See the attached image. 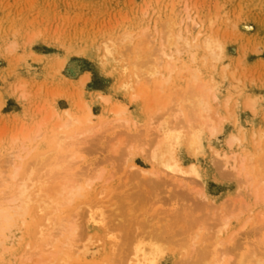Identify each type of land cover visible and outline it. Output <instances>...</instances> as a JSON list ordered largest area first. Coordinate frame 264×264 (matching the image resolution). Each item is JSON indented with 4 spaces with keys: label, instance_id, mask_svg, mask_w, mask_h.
<instances>
[{
    "label": "bare ground",
    "instance_id": "1",
    "mask_svg": "<svg viewBox=\"0 0 264 264\" xmlns=\"http://www.w3.org/2000/svg\"><path fill=\"white\" fill-rule=\"evenodd\" d=\"M190 15L180 20L169 16L161 28L154 24L152 27L147 23L132 29L125 28L119 34L120 37H111L102 44L103 46L100 43L94 45L99 50L96 53L86 47L71 48V52L95 60L110 73H114L116 65L121 63L123 80L116 86L131 91L130 100L136 102L149 92L154 94L151 95L153 99L158 98V103L153 101L148 106L150 110L144 106L148 114L145 109L141 110L146 113V119L149 118L148 125L145 118V122L143 120L145 124L142 123L145 128L149 127V130L143 128L145 129L143 133L149 132V138L141 139L143 143L147 140L150 145L148 150L145 149L144 156L151 167L129 161L126 158L127 152L115 155L117 157L126 155L124 158L130 163L126 162L128 170L122 168L128 171L123 174L125 176L123 183L116 181V184L109 185L112 173H107L109 176H106V168L103 169L102 165L98 163L90 165L88 162L87 166L79 165L83 162L85 150L82 151L83 146L92 140L94 143V137H97L98 141V137L103 135L100 132L108 131L115 126L131 128L140 123L128 113L125 104L113 101L109 94H96V99L101 102L104 109L99 114L94 112L92 105L86 100L83 102L82 99L77 100L80 102L78 103L71 98L68 107L60 108L52 103L43 115H34L36 118L27 111L25 115L33 119L25 120L22 129L20 127V131L13 133L5 142L0 140V264H159L168 250L175 258L173 264H223L227 255L223 247L227 245L224 242L222 244L223 237L220 235L226 234L229 215L220 214L216 231L212 230L216 235L212 236L208 227L205 228L203 216L199 217L198 213L190 212L194 205L184 204L180 208L172 209L174 218L171 216L174 220L164 222L162 220L166 218L162 220L157 218L156 220H159L157 223L162 221L161 226L158 227L155 222L156 224H152L156 225L153 231H149L150 226L147 225L149 221L146 222L148 219L142 217L140 221L138 220V217L142 216V210L145 211V203L148 204L149 200H143L144 193L140 190H138L140 193L137 191L125 194L124 189L128 187L125 184L129 179L132 182L135 180L133 186L145 192L147 189L145 185H151L152 189L160 183L161 176L165 174L181 184H184L183 181L189 176H195L197 179L205 177L198 162L192 161L188 165L182 163L178 149L186 145L192 154L198 155L204 149L207 133L215 134L223 119L219 111L213 108L214 102L221 103L220 85L214 81L211 74L206 79L208 67L215 68L217 61L223 58V49L221 41L212 33L200 28V22ZM189 21L200 29L192 33L193 26L189 25ZM122 46L125 47L123 51L120 50ZM8 48L14 50L15 43H10ZM66 59L67 56H61L59 66H63ZM222 68L220 66V69ZM87 79L88 74L84 73L80 75L78 82L83 87ZM26 84L20 82L17 86L21 98L28 96ZM148 96L151 98L150 94ZM229 98L224 102L228 103ZM244 102L245 106L255 112L259 108L256 96H246ZM136 135L137 133L134 136ZM263 137L264 132L259 131L260 145ZM127 138L122 133L118 145L112 142L113 151L118 153L124 145L123 148L126 149L130 143L127 141L131 139L135 142L137 139ZM227 141L231 145L234 142H241V137L239 134L231 133ZM132 145L133 142L129 146ZM128 148L130 150L132 147ZM213 151L215 159L211 162L231 169L241 180L246 179L244 183L249 190H254L251 193L254 192L255 198L264 199V177L260 182L258 178L259 183H255L254 177L252 179L250 174L249 165H252L255 157L253 159L246 151L228 152L217 148ZM262 161L264 162V159ZM115 162L118 160H114ZM262 171L264 175V169ZM118 174H114L117 179ZM122 186L123 190L120 189ZM142 187H145V190ZM134 189L132 191H136ZM200 193V197L205 201L203 203L199 200L200 204L207 205L208 195L203 191ZM237 195L230 194L223 201L232 200L231 198ZM128 198L133 200L129 201ZM135 199L137 203L134 202ZM128 201L134 202L133 206L136 209L140 207V210L132 211V216L131 211H128L131 210L129 206L132 204ZM209 204L211 205V202ZM216 205L214 206L217 207ZM159 211L160 209H157L154 212L157 216L159 214L163 216V210ZM164 211L165 215L171 212L166 209ZM168 213L167 216L170 217ZM151 215L149 219L153 221L154 214L152 218ZM252 220L260 225L264 224V217L261 215L259 221L249 217L245 225ZM203 227L210 235L204 236V239L200 237L201 230L205 231ZM235 236L232 234L228 238L231 247L235 245L236 240L239 242ZM201 241L204 243L201 244ZM254 244L245 247V251L235 262L230 261V256L227 257L228 260L233 262L231 264H264V252L260 253L259 250L261 244H258L259 246ZM263 248L262 246L261 249Z\"/></svg>",
    "mask_w": 264,
    "mask_h": 264
},
{
    "label": "rangeland",
    "instance_id": "2",
    "mask_svg": "<svg viewBox=\"0 0 264 264\" xmlns=\"http://www.w3.org/2000/svg\"><path fill=\"white\" fill-rule=\"evenodd\" d=\"M188 15L200 22V28L215 35L214 37L221 41L223 49V58L217 61L215 68L214 66H209L212 69L208 67L209 72L206 78L208 79L211 74L214 77V81H217L220 85L221 103L214 102L213 108L215 111H219L223 119L215 134L207 133L204 149L198 155L192 154L186 145L178 149V155L182 163L188 165L192 161L198 162L205 177L204 179H197L195 176H189L188 179L183 181L184 184L187 183V185H184L170 176L162 174V180L155 185L157 188L154 186L150 189L151 185H145L146 190L145 187H142L145 190L144 192L139 187L133 186L134 182L136 183L135 180L132 182L129 179L128 182L131 184L127 182L125 185L128 187L124 189L125 194L136 193L140 190V192L144 193H142L143 200H149L147 201V203L149 202L148 204L145 203L146 207L144 206L145 211L142 210V216L140 217L139 212L137 213L139 214L138 220L142 217L143 219H148L146 222L149 221L147 224L148 227L150 226L148 228L149 231H153L156 225L152 224H156L159 221L156 220L157 218L160 220L166 218L162 220L164 222L174 220V211L172 212V209L180 208L184 204L194 205L192 207L194 210L190 208V212L198 213L199 217L203 216L202 219H204L206 226L204 227H208L209 232H213L212 230L216 231V224L218 225L220 214L229 215V226L226 231L228 236L225 233L220 235L224 238V240L222 238V244L226 243L225 245H227V247H223L227 251L223 264H228L227 262L232 260L235 262L242 252L245 251L244 249L254 244L253 242H255L254 245L264 242V224L260 225L252 220V222L250 221L245 225L249 217H253L256 221L261 219V215L264 217V199L259 197L261 200H257L258 198H255L254 192L251 193L253 189L249 190L244 183L246 179H242V181L231 169L211 162L215 159L213 150L216 148L228 152L239 150L245 153L246 151L249 156H253V159L254 157L256 158L252 160V165H249V167L251 166L250 174H252V179L254 177L253 182L259 183L260 179L264 177L262 173L264 156L260 157V155H264V137L261 140L263 141L261 142L262 145L258 142L259 131L264 132V0H0V140L5 142L13 133L20 131V127L22 129L25 120L33 119L25 115L27 111L33 117L34 115L41 116L46 113L52 103L60 108L68 107L70 105L69 99L71 98L74 101L82 99L81 102L86 100L92 105L94 112L99 114L104 109L101 102L96 99V94H109L112 96L113 101L125 104L129 110L128 113L140 121L141 124H139L141 126L139 124L131 128L115 126L113 129L100 132L103 135L102 137L101 135L99 136L101 137L100 139L98 137V141L97 137H94L96 143L95 140L92 143V140L91 143H88L89 145L86 143L83 146L82 151L85 149L83 162H80L79 165H82V167L83 164H85L84 166L93 163L102 165L103 169L106 168V176L112 173L109 185L116 184V181H122L120 183H123L124 175L128 172L126 170H128L130 160L139 165L151 167V164L144 156L145 149L150 147V145L147 143L149 132H143L149 127L145 128L143 124H147L149 119L148 117L146 119L145 114L148 111L146 109H149L148 106L153 101L158 103V98L155 97L153 99L154 94L149 92L147 95H153L151 98L146 95L136 102L130 100L131 91H125V89L117 88L116 86L123 80L121 79L123 77L120 68L121 63L116 65L114 73H110L108 69L102 68L95 60L71 52V48L81 46L96 53L99 52L97 47H95L97 44L100 43L103 46L102 44L111 37H120L119 34L125 28L132 29L137 26H144L146 23L152 27L155 25L161 28L163 22L169 16H174L180 20ZM191 21H189V25L193 26L191 31L195 33L199 27H196ZM12 42L15 43L14 50L8 48ZM122 48L123 46L120 50L123 51L125 47ZM61 56H67L63 66H59ZM220 66L223 67V70L220 69ZM84 73L88 74V79L82 87L78 79ZM64 77H68V80ZM20 82L27 83L25 86V90L28 93L27 98L19 96L20 89L18 90L17 86ZM78 87L79 89H77ZM167 92L170 91L167 90ZM249 95L256 96L258 99L259 108L256 112L245 106V98ZM228 97H230L228 103L224 102ZM147 99L149 102H147ZM144 109L146 113L141 111ZM122 133L128 137L127 140L130 139L129 137H134L135 139L137 138L136 136L139 137L135 142L131 141V139L127 141L130 142L129 145L133 142V145L126 146V149L123 148L125 145H122L123 149L121 148V151L116 153L112 149L114 148L113 143L118 145ZM136 133L137 135L134 136ZM231 133L239 134L241 142H234L230 145L227 138ZM141 138L143 140L147 139L146 143H143ZM139 141L140 143H138ZM145 144L147 145L146 147L144 146ZM140 146L144 147L141 148ZM128 147H132L133 151L132 148L129 150ZM125 152H127L126 158L129 161L124 158L126 156L124 154V156L117 157ZM114 160H118V162L114 163ZM126 162L129 163L126 164ZM123 163L126 165L124 166ZM95 166L97 165L95 164ZM123 167L126 170H123ZM256 168H258V171ZM118 169L119 171H117ZM114 174H118L119 179ZM132 188L136 191H132ZM120 189L123 190V186ZM202 191L208 195L207 202H211L212 206L208 205V203L207 205L206 203L200 204L199 200L201 202L204 200L200 197L201 193L199 194ZM230 194L233 196L237 195V197H233L234 199L231 198L232 200H227L226 202L223 201ZM144 196L148 198H144ZM128 200L132 201L133 199L128 198ZM134 202H136V199ZM134 202H129V204L133 206ZM212 202L217 204V207ZM132 206H129L131 210H128L129 212L131 211V216L133 215L132 211L136 209V207L133 206L132 208ZM157 209L163 210V213L161 212L163 216L155 214L156 212L154 211H157ZM164 209L171 211L170 213L167 212L170 217L167 216V213L166 215L164 214ZM136 210H140V207ZM205 211L208 212H206L207 216L204 213ZM150 214H154L153 218L151 215L153 221L149 219ZM191 215L195 217V215ZM161 223H157L158 227L161 226ZM211 226H214L215 229H213L214 227L211 228ZM204 227L203 229H205ZM208 231L207 229L205 231L201 230L200 237L204 239V236L216 235L214 234L215 232H210L209 235ZM232 234L236 235V239L241 244L236 240L233 247L229 246L228 238ZM202 241L201 244L204 243ZM262 244L264 247V243ZM261 245L259 250L260 253H263L264 248L261 249ZM228 253H231V255ZM229 256L230 261L227 258ZM174 259L173 254L168 250L161 258L159 264H173ZM231 263L233 262L229 264Z\"/></svg>",
    "mask_w": 264,
    "mask_h": 264
}]
</instances>
